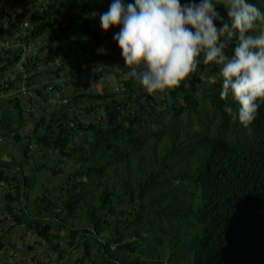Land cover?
Wrapping results in <instances>:
<instances>
[{"label":"trees","instance_id":"1","mask_svg":"<svg viewBox=\"0 0 264 264\" xmlns=\"http://www.w3.org/2000/svg\"><path fill=\"white\" fill-rule=\"evenodd\" d=\"M112 2L59 0L47 17L59 15L52 25L61 32L81 28L100 41L118 31L105 33L100 23ZM217 2L221 15L223 0ZM249 2L264 13V0ZM41 18L34 37L47 27ZM4 61L8 66L17 57H0ZM208 68L219 73L201 61L197 73L167 94L151 95L130 78L117 93L76 96L45 112L26 135L23 106L10 101L0 114V137L26 141L31 169L27 174L14 159L0 161L14 223L35 233L59 259L66 234L70 246L82 248V264H264V104L243 126L224 111L229 104L235 114L238 105L231 97L220 99L221 78L209 77ZM12 87L0 86V94ZM82 104L87 115L98 117L82 121ZM31 146L38 159L29 158ZM51 151L60 158L52 170L63 175L59 196L41 194L30 211L25 199L48 168L42 161Z\"/></svg>","mask_w":264,"mask_h":264},{"label":"clouds","instance_id":"2","mask_svg":"<svg viewBox=\"0 0 264 264\" xmlns=\"http://www.w3.org/2000/svg\"><path fill=\"white\" fill-rule=\"evenodd\" d=\"M223 8L226 20L214 0H113L100 23L105 33L118 29L114 39L129 69L126 76L151 95L180 87L201 61L218 66L220 99L231 97L238 105L235 114L229 104L224 111L248 127L264 104V30H258L264 13L249 0H223Z\"/></svg>","mask_w":264,"mask_h":264},{"label":"built area","instance_id":"3","mask_svg":"<svg viewBox=\"0 0 264 264\" xmlns=\"http://www.w3.org/2000/svg\"><path fill=\"white\" fill-rule=\"evenodd\" d=\"M58 4L59 0H0V57H17L11 65L6 66V61L0 63V67H6L0 72V86L7 88L13 82V87L6 92L14 94V100H18L25 111H35L42 106L43 109L48 107L46 112H49L68 106L74 97L88 92V83L97 80L109 83L114 80L116 86L111 87V92L117 93L130 79L117 74V54L119 57L122 54L114 36L96 41L94 35L81 28L61 32L52 25L59 15H51L49 19V7ZM44 15L46 29L32 36L34 27L43 23ZM33 18L37 19L34 23ZM16 79L19 80L17 85ZM79 107L78 111L82 112L87 104ZM5 139L0 137V149ZM0 184L7 187L3 181Z\"/></svg>","mask_w":264,"mask_h":264},{"label":"crops","instance_id":"4","mask_svg":"<svg viewBox=\"0 0 264 264\" xmlns=\"http://www.w3.org/2000/svg\"><path fill=\"white\" fill-rule=\"evenodd\" d=\"M97 28L98 26L94 27L93 29L96 30ZM15 81L17 85L19 80L16 79ZM102 81L105 80H97V82L88 83L89 85L87 87V91L91 92L93 86ZM109 84L111 85L112 82ZM111 87H113V85H111ZM14 96V94L6 91L0 94V114L10 105V101L14 100ZM46 110H48V107H46V109H43L42 106H39V108L35 111L23 110V114L25 117L24 123L27 125L22 129V133L24 135H26L34 127V124L37 123L38 119H40L45 114ZM52 111L53 110H50L49 112ZM82 114L85 116V113ZM81 117L80 119L82 120ZM95 118H93L92 120H94ZM26 144V141H23V143L13 142L12 150L14 151V153H5L4 156H0V161L6 162L14 159L19 164H21V166L24 168V171L28 174L31 169L25 164L26 160L24 159V153ZM32 155L35 156L36 159L39 158L37 149L32 148L31 146L29 158ZM42 162L45 163L48 168L39 172V174L37 175L36 186L28 196V199L30 201V211H33V201L41 194L44 193L52 199H56L59 196V187L62 182L63 175L60 174L55 176L52 174V170H58V167L60 165V158L58 157L56 152L51 151L45 156ZM0 186L2 185L0 184ZM0 190H2L0 192V264H34L35 261L38 260V256L35 254V251H37V248L40 245L43 246V243L41 244V239L35 233L22 225H17L14 223L12 217L8 212V202L6 200V195L10 190L8 187L3 188V186L0 188ZM3 252H5V256L1 257V254H3Z\"/></svg>","mask_w":264,"mask_h":264},{"label":"rangeland","instance_id":"5","mask_svg":"<svg viewBox=\"0 0 264 264\" xmlns=\"http://www.w3.org/2000/svg\"><path fill=\"white\" fill-rule=\"evenodd\" d=\"M196 1H197V3L200 2V0H196ZM217 3H216L217 8H220L221 3H219V2H217ZM221 16H223L224 18L227 19V14H226L225 10L221 11ZM128 71H129V69L125 67L123 57H119L117 54V74L122 73V76H124V75H126V73ZM206 71H207V74H209V77L211 76L212 79H218V78L220 79L221 78L219 73L218 72L216 73L215 70H212L215 73H213V72L210 73L209 68ZM205 76H207V75H205ZM111 85L116 86V82L113 80ZM111 85L109 84L108 81H102L98 84H95L92 88V91L97 92V93H101L104 91V92L108 93V92H111ZM82 113H85V116ZM86 114L87 113L85 111L80 112V117L82 116L81 117L82 120H84L86 122L93 121L92 119L95 118L93 116L97 115V113H95L94 115L93 114L89 115V116L88 115L86 116ZM5 140H6V143H4L2 145V148L0 149V156H4L5 153H7V152H13L14 153V151L12 150L13 149V147H12L13 141L9 138H6ZM25 204H28V205L30 204L28 196H27V199H25ZM61 239H62L61 241H62L64 249H65V255H64L63 259H59L58 255L55 252L51 251L46 244H43V246L40 245L37 248V251H35V254L38 256V260L35 261L34 264H44V263L45 264H82V263H80L82 256H83L82 248H77V247L73 248L72 246H70L69 245V239H68V236L66 234H62ZM41 244H42V242H41ZM36 255H35V258H36Z\"/></svg>","mask_w":264,"mask_h":264}]
</instances>
